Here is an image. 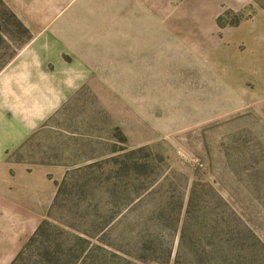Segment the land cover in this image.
<instances>
[{"label":"rangeland","instance_id":"1","mask_svg":"<svg viewBox=\"0 0 264 264\" xmlns=\"http://www.w3.org/2000/svg\"><path fill=\"white\" fill-rule=\"evenodd\" d=\"M1 1L30 37L0 48V264L68 171L123 147L154 146L185 195L213 184L264 242V0Z\"/></svg>","mask_w":264,"mask_h":264},{"label":"trees","instance_id":"2","mask_svg":"<svg viewBox=\"0 0 264 264\" xmlns=\"http://www.w3.org/2000/svg\"><path fill=\"white\" fill-rule=\"evenodd\" d=\"M0 5V48L7 41L20 47L29 29ZM158 154L154 146L113 148L68 171L46 219L10 264L167 262L175 237L174 264H264V242L218 189L196 179L185 195L177 173L159 181ZM146 201L155 205L141 216ZM133 218L136 228L127 222Z\"/></svg>","mask_w":264,"mask_h":264},{"label":"crops","instance_id":"3","mask_svg":"<svg viewBox=\"0 0 264 264\" xmlns=\"http://www.w3.org/2000/svg\"><path fill=\"white\" fill-rule=\"evenodd\" d=\"M30 129H31V127H30ZM13 162H15V163H20V164H24V165H25V162H20V161H13ZM37 164H39L40 167H42V168H44V169H48V168H51L52 166H54V165H49V164H47V163H37ZM37 164H36V165H37ZM27 165H28V164H27ZM31 166H32V165H31ZM66 169H67V168L62 167V172L60 173L59 177H55L54 180L59 181L60 179H62V177L64 176V174H65V172H66ZM54 194H55V193H53V196H54ZM48 207H49V206H48Z\"/></svg>","mask_w":264,"mask_h":264}]
</instances>
